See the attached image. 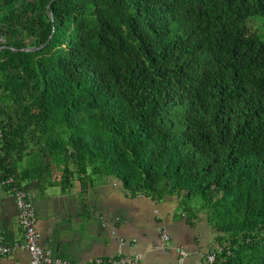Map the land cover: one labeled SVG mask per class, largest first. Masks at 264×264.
Returning <instances> with one entry per match:
<instances>
[{"label":"trees","instance_id":"obj_1","mask_svg":"<svg viewBox=\"0 0 264 264\" xmlns=\"http://www.w3.org/2000/svg\"><path fill=\"white\" fill-rule=\"evenodd\" d=\"M254 15L264 0H0V183L114 176L204 214L215 264H264Z\"/></svg>","mask_w":264,"mask_h":264},{"label":"crops","instance_id":"obj_2","mask_svg":"<svg viewBox=\"0 0 264 264\" xmlns=\"http://www.w3.org/2000/svg\"><path fill=\"white\" fill-rule=\"evenodd\" d=\"M37 228L44 248L71 264H95L97 258L141 255L140 264H176L177 248L189 252L183 264H215L208 254L218 251L217 232L199 213L192 221L180 209L178 198L155 200L130 195L114 176L96 177L87 189L75 182L63 191L59 185L33 189ZM170 235L164 241L161 231ZM0 231L8 241L22 240L14 198L0 183ZM25 249L0 257V264H28Z\"/></svg>","mask_w":264,"mask_h":264},{"label":"built area","instance_id":"obj_3","mask_svg":"<svg viewBox=\"0 0 264 264\" xmlns=\"http://www.w3.org/2000/svg\"><path fill=\"white\" fill-rule=\"evenodd\" d=\"M1 184L10 186L8 191L15 200L23 238L20 241H8L5 233L0 231V257L15 255L20 250L25 249L30 255L28 264H71L69 260L54 256L51 250L44 248L41 242V234L37 228V215L34 206L35 191L19 185L14 177L3 180ZM161 235L164 241L170 240V235L164 230L161 231ZM221 250L222 248L219 247L218 251ZM218 251L208 254L207 260L210 263H215ZM177 252L179 258L176 264H183V258L189 252L183 248H177ZM140 262L141 255L139 254H121L109 259L97 258L95 260V264H140Z\"/></svg>","mask_w":264,"mask_h":264},{"label":"rangeland","instance_id":"obj_4","mask_svg":"<svg viewBox=\"0 0 264 264\" xmlns=\"http://www.w3.org/2000/svg\"><path fill=\"white\" fill-rule=\"evenodd\" d=\"M249 22H250V26L257 30L258 35L261 38H264V16L254 15L250 18ZM25 164H26V160H24V162L22 163V166H25ZM191 203L200 204L201 203L200 197L199 196L193 197Z\"/></svg>","mask_w":264,"mask_h":264},{"label":"water","instance_id":"obj_5","mask_svg":"<svg viewBox=\"0 0 264 264\" xmlns=\"http://www.w3.org/2000/svg\"><path fill=\"white\" fill-rule=\"evenodd\" d=\"M2 47H0V49H1Z\"/></svg>","mask_w":264,"mask_h":264}]
</instances>
